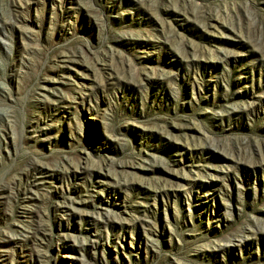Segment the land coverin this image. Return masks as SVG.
<instances>
[{
    "label": "rangeland",
    "instance_id": "374dc122",
    "mask_svg": "<svg viewBox=\"0 0 264 264\" xmlns=\"http://www.w3.org/2000/svg\"><path fill=\"white\" fill-rule=\"evenodd\" d=\"M0 264H264V0H0Z\"/></svg>",
    "mask_w": 264,
    "mask_h": 264
}]
</instances>
